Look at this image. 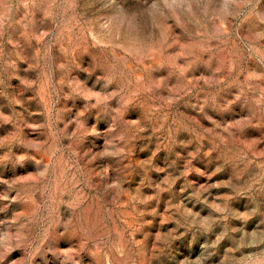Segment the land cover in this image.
Here are the masks:
<instances>
[{
	"label": "rangeland",
	"instance_id": "obj_1",
	"mask_svg": "<svg viewBox=\"0 0 264 264\" xmlns=\"http://www.w3.org/2000/svg\"><path fill=\"white\" fill-rule=\"evenodd\" d=\"M0 264H264V0H0Z\"/></svg>",
	"mask_w": 264,
	"mask_h": 264
}]
</instances>
